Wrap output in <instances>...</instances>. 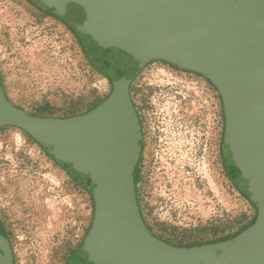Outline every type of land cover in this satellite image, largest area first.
Returning <instances> with one entry per match:
<instances>
[{
    "label": "rangeland",
    "instance_id": "1",
    "mask_svg": "<svg viewBox=\"0 0 264 264\" xmlns=\"http://www.w3.org/2000/svg\"><path fill=\"white\" fill-rule=\"evenodd\" d=\"M57 10L46 0H0V86L31 116L85 115L112 92L109 78L83 50L92 45ZM202 82L156 61L132 86L138 133L146 117L158 136L150 151L139 148L137 202L149 231L175 246L230 239L257 217L234 182L238 171L229 166L226 179L221 173V118L204 109L209 101ZM93 215L90 194L70 171L28 132L0 128V232L8 240L7 264H75Z\"/></svg>",
    "mask_w": 264,
    "mask_h": 264
},
{
    "label": "water",
    "instance_id": "2",
    "mask_svg": "<svg viewBox=\"0 0 264 264\" xmlns=\"http://www.w3.org/2000/svg\"><path fill=\"white\" fill-rule=\"evenodd\" d=\"M46 1L92 45L112 92L85 115L36 117L0 86V128L28 132L90 194L93 221L78 256L87 264H264V0ZM156 61L203 76L221 95L227 162L257 210L233 238L175 246L144 222L131 86ZM7 245L0 234V264Z\"/></svg>",
    "mask_w": 264,
    "mask_h": 264
},
{
    "label": "flooded vegetation",
    "instance_id": "3",
    "mask_svg": "<svg viewBox=\"0 0 264 264\" xmlns=\"http://www.w3.org/2000/svg\"><path fill=\"white\" fill-rule=\"evenodd\" d=\"M58 16V18H60L62 21H64L67 25L68 22L66 21L65 18H63L62 16L56 14ZM174 68H177L175 66H173ZM179 69V68H178ZM192 73L193 72H189ZM196 74V73H194ZM196 76L202 80L203 82L201 83L202 85V93L205 95L206 99L209 101V105H207L208 107H204V109L206 110V108H208V112L211 110H214L215 112H217L221 118V152H220V169H221V173L223 174V177L226 179L227 175H228V170H229V165L227 162V156H226V152H225V144H226V139H227V135H226V112L224 109V105H223V101L221 98V95L219 94V92L217 91V89L203 76L196 74ZM138 77V76H137ZM137 79V78H136ZM135 79V80H136ZM134 80V82H135ZM134 82L132 83V86L134 84ZM132 86H131V98L132 97ZM208 104V102H207ZM142 119V118H141ZM144 120H146V117L141 120V133L139 138H140V149L143 153L150 151V148H152L153 146V141L155 139V142L158 139V136L156 135V133H153L151 131V127L148 125V123H145ZM235 172H237V169H233ZM239 173V171H238ZM72 174V173H71ZM73 175V174H72ZM74 176V175H73ZM136 176L137 173L135 172V181H136ZM82 187V185H81ZM0 234L2 235V233L0 232ZM3 256H4V252H3ZM5 257V256H4ZM76 259L78 260L75 264H87L80 256H78L77 251H76Z\"/></svg>",
    "mask_w": 264,
    "mask_h": 264
},
{
    "label": "trees",
    "instance_id": "4",
    "mask_svg": "<svg viewBox=\"0 0 264 264\" xmlns=\"http://www.w3.org/2000/svg\"><path fill=\"white\" fill-rule=\"evenodd\" d=\"M82 47H83V50H84V52H85V54H86V56H87V58H88V60H89V62H90V64H91V66L97 71V72H99V73H101V74H104L102 71H101V69H100V66H99V64H98V60H97V57H96V54H95V50H94V48L92 47V48H90V51H89V49L88 48H86L85 47V45H82ZM94 51V54H95V56L93 55V53L92 52ZM231 167V166H230ZM231 168H233L234 169V167H231ZM237 189H238V191L242 194V196L244 197V198H246L247 200H249V198L247 197V196H245L241 191H240V189L237 187ZM250 201V200H249ZM235 237V236H234ZM233 238V237H232ZM227 240V239H226ZM222 241H224V240H222Z\"/></svg>",
    "mask_w": 264,
    "mask_h": 264
}]
</instances>
